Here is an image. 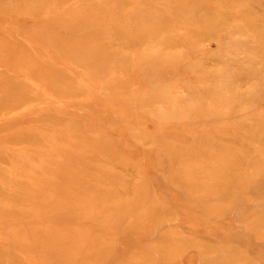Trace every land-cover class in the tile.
I'll use <instances>...</instances> for the list:
<instances>
[{
	"label": "rangeland",
	"instance_id": "374dc122",
	"mask_svg": "<svg viewBox=\"0 0 264 264\" xmlns=\"http://www.w3.org/2000/svg\"><path fill=\"white\" fill-rule=\"evenodd\" d=\"M0 264H264V0H0Z\"/></svg>",
	"mask_w": 264,
	"mask_h": 264
}]
</instances>
